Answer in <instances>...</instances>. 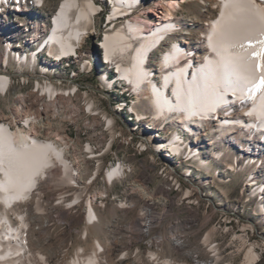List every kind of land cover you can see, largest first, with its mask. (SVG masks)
Segmentation results:
<instances>
[{
    "label": "bare ground",
    "instance_id": "bare-ground-1",
    "mask_svg": "<svg viewBox=\"0 0 264 264\" xmlns=\"http://www.w3.org/2000/svg\"><path fill=\"white\" fill-rule=\"evenodd\" d=\"M198 1L210 4L209 0H60L49 21L40 12L44 0H0V98L8 97L17 75L25 84L29 82L25 70L36 74L28 93L18 95L7 106L6 115L0 113V264H32L35 256L36 261L46 263L44 253L34 254L29 247L28 212L18 204L39 193L40 182L50 170L58 168L75 187L56 199L66 206L63 215L68 216L69 209L81 201L83 169L74 153L75 142L65 132L53 130L51 121L42 122L59 114L76 121L82 108L76 102L80 87L63 83L55 71L56 64L61 71L64 66L69 70L74 60L81 72L99 68V82L106 91H116V112L126 111L134 131L142 125L148 128L142 131L141 149L152 147L156 154L160 150L170 160L184 163L198 159L207 168L206 150L221 145L211 155L230 160L223 172L249 168L242 191L247 201L257 200V211L264 217V0H212L220 2L214 18L206 7L199 13L204 21L196 20L198 14L188 15L184 27L178 10L183 4L191 10ZM102 10L105 32L97 41L98 48L91 46L85 54L83 45L88 33H96L94 18ZM12 64L16 73L9 68ZM81 100L84 113L94 122L101 115L114 138L115 117L100 110L89 91H83ZM44 126L48 130L43 135ZM92 143L89 135L82 146L87 158L100 156ZM150 157L154 162L155 157ZM168 162L161 171L172 175ZM130 171V166L119 161L107 168L105 181L113 185ZM95 177L96 172L89 183ZM197 185L187 187L181 199L192 202ZM94 197L87 198L86 226L81 233L86 249L79 247L68 264L102 262L104 238L96 234L93 244L86 242L94 228L103 233L102 210L93 204ZM120 207L128 205L124 202ZM209 221L205 214L204 223ZM213 231V227L207 229L202 239L207 251L216 256L219 244L211 239ZM257 256L249 244L242 263L252 264Z\"/></svg>",
    "mask_w": 264,
    "mask_h": 264
},
{
    "label": "rangeland",
    "instance_id": "rangeland-1",
    "mask_svg": "<svg viewBox=\"0 0 264 264\" xmlns=\"http://www.w3.org/2000/svg\"><path fill=\"white\" fill-rule=\"evenodd\" d=\"M59 1L44 0V5L40 9L42 18L50 21ZM195 3L198 6L191 7V10H187L189 7L187 4H183L181 7L183 9H179L177 12L178 17L182 19L181 23L185 25L184 27L189 23V20H185L189 17L188 15H191L190 18H192L194 14H198L196 20L202 22L204 19L203 17L200 19V11H206L204 9L207 7L211 12L210 17L214 18L220 5V2L214 3L212 0H209L210 4L206 5L199 1ZM103 19L102 14L95 16L93 28L96 33H88L83 45L85 54L91 46L98 48L97 41L105 32ZM198 35L199 32L197 35H193V39ZM210 52L209 55L212 54ZM95 58L99 63L98 55ZM63 64L65 65V63ZM92 66L94 65L92 64ZM64 67L61 71L59 65L56 64L55 71H58L56 74L63 77V83L72 87L76 85L80 87L76 102L82 108H80V112L76 113L74 122L63 118L61 114L51 120L44 117L42 122L51 121L53 130L65 132L75 142L74 153L81 159L83 169L82 177L79 180L81 201L78 206L69 209L68 216L63 215L66 206L57 204L56 199L62 191L65 194L71 193L74 186H71L67 177H64L60 170L55 168L56 174L41 181V183H48L54 189L41 192L39 188V193L33 194L32 199L18 204L19 208L28 212L25 220L28 218L30 227L26 231V236L29 237L31 251L34 254L44 253L47 259L46 263H42L37 258V262L35 256L33 260L30 259L29 263L68 264L79 247L85 248L81 233L86 226V201L89 195H95L93 204L95 203L94 205L102 210L101 213L105 219L113 218L112 224L105 226L103 238L130 234L127 230L129 225L133 228L132 222L137 224L135 227L138 230H133L132 235L142 236L143 243L140 248L142 261L136 264H166V261L167 264H172V262L174 264H243L249 244L254 245L255 251L258 253L257 260L252 264H264V217L257 211V200L247 201L246 192L242 191L244 180L251 172L248 170L249 168L236 173L226 170L223 172L224 163H228L230 160L228 158L227 160L225 158L218 160L211 155L214 150L221 149V145L212 146L208 151L206 150L210 163L207 168L200 166L198 159L184 163V161L175 159L170 160L160 150L156 154V150L152 147L141 149L139 142L144 140L142 131H146L148 128L142 125V129L138 127L139 130L134 131L133 123L130 124L129 119L125 117L126 111L116 112L113 104L117 96L116 91L113 92V89L106 91L107 87L99 82L97 77V74L100 73L99 68L97 71L92 70L89 73L81 72L79 70L81 65L76 60L70 64L69 70ZM9 68L12 71L15 70L14 73L18 70L13 64ZM24 73L27 74L29 82L20 83V75L14 78L16 83L13 84L8 97L4 100L0 98V113L6 115L8 113L7 106L18 95H26L33 87L32 83L35 80V77L32 76L33 73L30 69L25 70ZM56 74L51 73L52 76H56ZM74 81L77 83H73ZM84 90L91 93L100 110L115 117L117 126H114V132H116L114 138H110L111 135L106 130V124L101 115H98L94 122L91 116L84 113L83 102H81ZM123 95L127 96L128 94L124 92ZM47 130V127L44 126L41 134L44 135ZM89 135L92 136L93 148L95 147L97 154H100L96 158H87L85 149L82 148ZM109 141L111 146L108 148ZM151 145L153 144L151 143ZM152 155L155 157L154 162L150 157ZM70 156L72 158V155ZM119 161L130 166L131 171L122 180L114 181L113 185H110L105 181L106 170ZM167 161H169L172 175L161 171V167ZM217 170H219L218 173ZM94 172H96V177L93 183H89L90 176ZM220 177L229 180L220 182L218 179ZM86 185L89 186L84 191ZM190 185L193 187L197 185L198 191H194L191 195L192 202L188 203L181 198L182 193ZM50 195L55 198V205L46 202ZM37 196L39 198L36 201L34 197ZM124 202L127 203V208L120 207V204ZM205 214L210 216V221L204 223ZM211 227L214 228L211 239L219 244L216 256L207 251L202 239L205 231ZM93 231L94 235L86 240L89 245L93 244L97 234L95 228ZM115 252L116 255L113 254L111 257L107 253L103 252L105 255L101 253V264H129V258L125 251L119 249ZM132 252L134 253V250Z\"/></svg>",
    "mask_w": 264,
    "mask_h": 264
},
{
    "label": "crops",
    "instance_id": "crops-1",
    "mask_svg": "<svg viewBox=\"0 0 264 264\" xmlns=\"http://www.w3.org/2000/svg\"><path fill=\"white\" fill-rule=\"evenodd\" d=\"M54 174H56V171L50 170L48 172L47 177H51ZM39 188H40L41 192H43V191L46 192L47 190L54 189L48 183H41V182H40ZM54 200H55V198L50 195L47 197L46 202H48L49 204L55 205ZM101 214H102V216H101L102 220H101L100 226L103 230V233L99 234L97 232V230H96V232L98 235H100V238L103 239L104 228H105V226H109L112 224L113 218L111 217V218L105 219V217L103 216V213H101ZM132 225L134 226L133 228L131 225H129L130 227L127 229L130 232V234H126V235L124 234V235H119V236L113 235V238H104L102 241L105 244L104 245L105 253H107L110 257L113 254L116 255V252H115L116 250L121 249V250L125 251L126 254L128 255L129 264H136V263H141V261H142L140 248H141V244L143 243V241L141 240L142 236L132 235L133 230L134 231L138 230V228L135 227V225H137L136 223L134 224V222H132ZM116 245L119 247H117ZM133 250H134V253L132 252Z\"/></svg>",
    "mask_w": 264,
    "mask_h": 264
},
{
    "label": "built area",
    "instance_id": "built-area-1",
    "mask_svg": "<svg viewBox=\"0 0 264 264\" xmlns=\"http://www.w3.org/2000/svg\"><path fill=\"white\" fill-rule=\"evenodd\" d=\"M102 16H106V13H105V10H102ZM121 17H122V14H121ZM120 21H121V19H120ZM119 23V22H118ZM107 28L108 29H113V28H109L108 26H107ZM104 53V52H103ZM2 73H4V72H2ZM89 73V72H88ZM32 75H36V74H32ZM73 83H77V82H73Z\"/></svg>",
    "mask_w": 264,
    "mask_h": 264
},
{
    "label": "snow or ice",
    "instance_id": "snow-or-ice-1",
    "mask_svg": "<svg viewBox=\"0 0 264 264\" xmlns=\"http://www.w3.org/2000/svg\"><path fill=\"white\" fill-rule=\"evenodd\" d=\"M261 84H264V78H261Z\"/></svg>",
    "mask_w": 264,
    "mask_h": 264
}]
</instances>
